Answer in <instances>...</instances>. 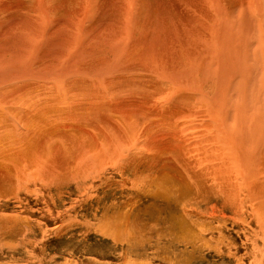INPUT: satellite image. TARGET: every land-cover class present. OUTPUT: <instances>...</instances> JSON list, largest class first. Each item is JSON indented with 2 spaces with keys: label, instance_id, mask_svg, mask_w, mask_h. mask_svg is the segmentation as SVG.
<instances>
[{
  "label": "bare ground",
  "instance_id": "1",
  "mask_svg": "<svg viewBox=\"0 0 264 264\" xmlns=\"http://www.w3.org/2000/svg\"><path fill=\"white\" fill-rule=\"evenodd\" d=\"M167 1L0 0V185L165 156L194 193L184 216L200 203L224 227L213 201L264 224V0ZM135 82L142 103L110 92ZM81 124L109 134L92 143ZM81 130L90 141L67 150Z\"/></svg>",
  "mask_w": 264,
  "mask_h": 264
},
{
  "label": "rangeland",
  "instance_id": "2",
  "mask_svg": "<svg viewBox=\"0 0 264 264\" xmlns=\"http://www.w3.org/2000/svg\"><path fill=\"white\" fill-rule=\"evenodd\" d=\"M112 2L121 4L123 0ZM116 85L123 86L121 82ZM139 85L135 82L130 89L126 87L121 92H110L122 99L142 103L143 96L139 90L143 86ZM94 116L93 120L98 119L100 122V119ZM106 126L105 124L104 128ZM81 128L89 130L90 135L81 130L82 134L74 132L76 136L80 135L78 138L67 136L66 140L64 139L65 146L69 148L67 150L75 152L81 147L79 140L83 141V138L91 137L93 143L102 141L104 135L109 134V131L97 133L92 126L81 124ZM90 140L84 139L86 144ZM48 143L49 146L53 145L50 140ZM154 158L146 155V159L127 167L126 170H121L115 159H108L103 161L101 171H74L73 177H63L65 174L61 173L52 186L38 183L39 181L14 183L7 187L0 185V194H3L0 195V207L5 204L6 208L0 210V213L15 215L14 211L17 212V218L6 220V225L4 221H0V264H264V224H258L256 216L248 208L236 212L213 201L205 203L208 207L214 204L215 208H219L217 213L220 217L226 216L227 223L222 228L215 226L217 220L210 219L211 213L207 214L210 210L200 203L196 211L203 210L202 212L195 211L193 216H184L182 212L185 205L192 209L190 205L193 204L192 200H195L193 191L188 187L180 188L174 165L166 163L167 157L163 156L159 160ZM113 161L116 162L112 163ZM13 179L16 180V177ZM65 179L69 180V183ZM12 192L16 195H12ZM28 208L30 210L26 211ZM236 218L242 221L240 224L243 225H240ZM191 222L193 223L190 224ZM199 224H203L207 230L201 237L196 236L198 231L195 226ZM191 228L195 229L192 231ZM216 228L222 233V241L218 238V233L214 232Z\"/></svg>",
  "mask_w": 264,
  "mask_h": 264
}]
</instances>
